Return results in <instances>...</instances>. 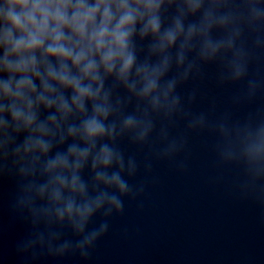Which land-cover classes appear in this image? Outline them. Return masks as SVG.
Returning <instances> with one entry per match:
<instances>
[{
    "label": "water",
    "instance_id": "water-1",
    "mask_svg": "<svg viewBox=\"0 0 264 264\" xmlns=\"http://www.w3.org/2000/svg\"><path fill=\"white\" fill-rule=\"evenodd\" d=\"M158 15L159 34L141 37L138 22L131 38L136 63L128 84L135 83V90L114 74L104 77L111 112L103 122L114 124L115 133L97 138L95 151L107 144L122 155L124 170L116 163L93 170L90 156L78 173L88 196L99 190L115 194L123 201L122 212L113 208L104 215L106 204L83 232L67 215L61 219L57 214L63 200L51 199L58 185L49 184L52 174L44 167L73 144L87 146L67 131L79 127L83 115L74 110L61 119L55 107H36V122L51 130L42 137L51 144L42 154L25 153L22 147L38 133L15 130L10 114L0 113L9 125L0 127V264H264V0H200L195 11L188 0H163ZM178 18L183 31L176 41L163 51L153 50ZM192 26L195 31L188 37ZM209 44L217 46L214 54ZM4 51L0 45V58ZM166 58L156 91L140 96L143 84L135 68L157 66ZM49 60L56 64L55 57ZM8 76L0 70V80ZM33 82L41 91L39 78ZM171 82L165 98L162 93ZM60 91L71 105L72 89ZM153 97H159L156 106ZM92 103L85 102L87 116ZM130 116L137 124L126 129L123 122ZM96 171L120 172L133 191L121 195L114 187H94ZM45 185L41 195L38 189ZM61 192L63 198L73 195L66 188ZM74 198L83 202L78 194ZM105 222L104 234L91 245L78 246Z\"/></svg>",
    "mask_w": 264,
    "mask_h": 264
},
{
    "label": "clouds",
    "instance_id": "clouds-1",
    "mask_svg": "<svg viewBox=\"0 0 264 264\" xmlns=\"http://www.w3.org/2000/svg\"><path fill=\"white\" fill-rule=\"evenodd\" d=\"M162 3L163 0H2L0 3V22L3 23V27H0V45L5 48L0 58V70L9 73L6 80H0V100L9 101L7 104L0 103V113L10 114L15 130L23 128L39 134L30 135L25 140L23 151L31 153L39 150L46 154L51 147L50 143L42 139L51 130L46 124L36 122L34 109L40 104L46 108L55 107L61 119H67L74 110L85 117L79 127L71 125L67 131L69 136L79 137L87 146L80 148L73 144L66 155L58 153L44 167L45 172L52 174L49 184L58 185L52 188L51 199L55 202L63 200V208L57 209L58 216L63 219L67 215L78 231L83 232L93 213L106 204L109 207L105 209L104 215H109L113 208L118 212L123 211V201L108 191L99 190L94 197L88 196L87 187L78 173L90 156L93 170L107 169L113 163L121 171L124 170L122 155L107 144H102L95 151L97 138H112L115 133L114 124L105 125L103 122L111 112L109 92L103 91L104 77L114 74L130 90H135V83L128 84L136 63L131 38L136 33L138 22L142 25L139 30L141 37L149 33L159 34L161 22L158 11ZM188 3L193 11L200 7V0H188ZM182 31L183 26L178 18L174 28L160 36L159 44L153 50L159 48L163 51L171 46ZM194 31L195 27H190L188 37ZM208 47L213 54L217 50V46L209 44ZM37 51L40 53L39 58ZM13 56L16 58L11 59ZM49 57L56 58L55 65ZM178 61H183L182 52L178 55ZM167 66L166 58L157 66L144 63L135 68V75L143 84L140 96L147 97L156 91L158 79ZM73 69L76 74H73ZM16 74H20L19 79H16ZM33 77L39 78L41 91L37 90ZM52 81L59 87L53 86ZM173 86L174 82H171L167 90L163 91L165 98ZM61 88L72 89L71 105L60 91ZM86 100L93 102L91 116H87ZM152 103L156 106L159 97H153ZM49 121L59 129L55 116H50ZM136 124L137 121L131 116L123 122L126 129ZM8 126V122L0 117V127L6 130ZM143 135L144 132L141 138ZM63 139L61 136V142ZM15 152L19 153L20 148L17 147ZM129 169H134L131 161ZM65 172L70 175H64ZM95 181L94 187L98 188L99 184L114 187L121 195L133 191L120 172L109 174L96 171ZM47 187H40L39 193L43 195ZM65 188L73 195L63 198L61 190ZM77 194L83 199L80 204L74 198ZM107 229V222L102 223L99 229L85 236L78 246L91 245Z\"/></svg>",
    "mask_w": 264,
    "mask_h": 264
}]
</instances>
